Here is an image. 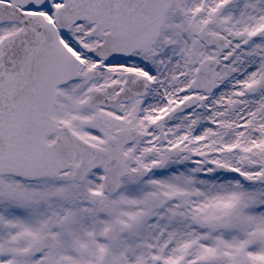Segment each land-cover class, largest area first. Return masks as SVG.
I'll return each instance as SVG.
<instances>
[{
    "label": "snow or ice",
    "instance_id": "1",
    "mask_svg": "<svg viewBox=\"0 0 264 264\" xmlns=\"http://www.w3.org/2000/svg\"><path fill=\"white\" fill-rule=\"evenodd\" d=\"M0 264H264V0H0Z\"/></svg>",
    "mask_w": 264,
    "mask_h": 264
}]
</instances>
